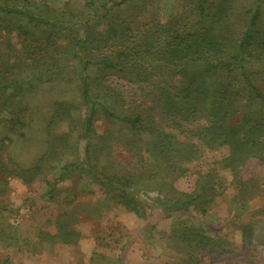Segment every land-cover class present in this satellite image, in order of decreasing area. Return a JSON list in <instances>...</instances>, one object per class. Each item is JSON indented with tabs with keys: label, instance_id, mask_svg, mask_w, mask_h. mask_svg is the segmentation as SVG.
I'll use <instances>...</instances> for the list:
<instances>
[{
	"label": "trees",
	"instance_id": "obj_1",
	"mask_svg": "<svg viewBox=\"0 0 264 264\" xmlns=\"http://www.w3.org/2000/svg\"><path fill=\"white\" fill-rule=\"evenodd\" d=\"M97 1L75 10H51L33 0H0V124L5 129L0 130V198L9 192L10 178L17 177L27 182L40 179L48 193L58 181L71 180L73 195L86 192L87 181H96L138 214L144 213V205L183 212L209 201L211 181H201L195 193H180L163 179L164 191L150 196L142 189L152 188L157 178L148 182L132 174H108L93 165L88 140L98 117L142 129L163 152H179L176 144L181 138L166 130L174 124L211 149L228 146L227 166L250 157L264 160V94L253 76L256 61L264 70V0H239L241 12L235 7L237 0H179L181 12L172 21L140 27L124 15L116 17L128 0H99V5ZM100 22L107 27L96 32ZM115 45L118 49L110 52ZM65 70L80 79V103L72 98L52 100L46 135L39 138L31 125V91L55 82ZM111 74L118 77L111 79ZM145 99L152 101L150 113L157 110L161 123L154 120L158 116L142 113ZM59 121H65L67 129L49 135L48 125ZM81 140L87 141L80 154ZM17 143L43 148L30 163H23L9 153ZM196 148L192 142L184 157ZM2 151H8V160L2 159ZM174 164L173 160L165 174ZM184 170L179 169L182 174ZM42 235L55 242L70 241L77 233L64 224ZM171 235L178 252L186 250L191 260L198 249L214 244L185 219H179Z\"/></svg>",
	"mask_w": 264,
	"mask_h": 264
},
{
	"label": "rangeland",
	"instance_id": "obj_2",
	"mask_svg": "<svg viewBox=\"0 0 264 264\" xmlns=\"http://www.w3.org/2000/svg\"><path fill=\"white\" fill-rule=\"evenodd\" d=\"M33 1L44 9L75 10L90 0ZM242 6L237 0V12H241ZM181 8L179 0H128L115 14L126 16L134 21V27H140L154 21H172ZM105 23L96 25L95 31L105 29ZM118 47L115 45L109 51ZM262 66L256 61L253 76L264 94ZM117 77L111 74V79ZM79 81L75 72L65 70L55 82L40 84L31 91L35 114L31 125L39 138L46 135L44 125L52 110V100L72 98L80 103ZM141 108L144 115L158 116L154 120L161 123L157 110L150 113L154 110L151 100L145 99ZM94 122L88 156L97 168L108 174L140 176L148 182L157 178L152 188L142 189L150 196L164 191L160 186L163 179L180 193H195L201 181H211L214 191L209 190V201L183 212L144 205V213L138 214L119 202L118 194L111 195L96 181L90 185L87 181L86 192L76 191L73 195L71 180L58 181L54 192L48 193L40 179L27 182L12 177L9 192L0 198V264H264V160L250 157L238 166H227L226 157L231 151L228 146L211 149L174 124L166 126V130L181 138L176 144L178 153H164L145 137L142 129L133 130L101 117ZM47 129L49 135H60L67 123L59 121ZM0 130H5L2 124ZM86 141L79 142L80 154ZM191 141L197 143V151L185 158L183 153L190 152ZM260 141L264 145V132ZM25 144L9 147L11 158L30 163L43 148L42 144ZM1 154L5 161L10 158L8 151ZM173 160L174 167L165 174ZM181 166L185 169L183 174L179 171ZM179 219L214 239L212 246L195 252L194 260L184 255L186 250L180 248L178 252L171 235ZM64 224L77 233L70 241L53 242L49 235H42L47 231L55 233Z\"/></svg>",
	"mask_w": 264,
	"mask_h": 264
}]
</instances>
